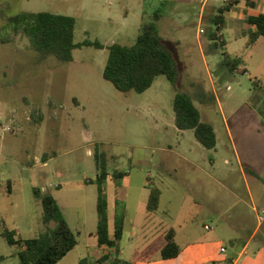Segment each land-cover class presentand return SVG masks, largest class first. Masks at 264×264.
<instances>
[{
  "label": "rangeland",
  "instance_id": "rangeland-1",
  "mask_svg": "<svg viewBox=\"0 0 264 264\" xmlns=\"http://www.w3.org/2000/svg\"><path fill=\"white\" fill-rule=\"evenodd\" d=\"M225 2L0 0V34L10 16L49 11L75 18L74 42L97 40L105 46L77 47L72 60L62 62L30 49L21 35L0 42V264L19 263V246L7 242L5 229L20 239L44 229L34 189L57 199L78 240L57 264H85L88 247H97L95 152L105 154L110 228L116 218L126 221L118 256L128 264L136 246L130 222L147 216L167 228H193V240L216 250L215 258L264 264V37L246 46L245 14L256 9L239 0L224 13L225 46L212 49V18ZM156 11L179 79L172 84L159 75L142 93L119 91L103 78L107 46L132 45ZM224 52L241 58L245 71L222 66ZM177 92L191 94L202 120L214 127V148L201 145L193 130L176 127ZM114 171L126 176L114 179ZM152 189L160 195L149 213L145 206ZM221 246L226 250L219 252ZM159 256L155 251L151 258ZM87 261L92 264L90 256Z\"/></svg>",
  "mask_w": 264,
  "mask_h": 264
},
{
  "label": "trees",
  "instance_id": "trees-1",
  "mask_svg": "<svg viewBox=\"0 0 264 264\" xmlns=\"http://www.w3.org/2000/svg\"><path fill=\"white\" fill-rule=\"evenodd\" d=\"M239 0H229L219 9V14L212 18L215 28L210 32L209 39L212 49L225 46L221 30L224 23L225 11H231ZM250 8L257 6L256 0H245ZM161 18L159 11L151 15L149 21L141 25L140 32L132 45L113 43L107 46L108 57L103 69V78L122 92L130 90L142 93L147 90L156 77L165 75L170 83L175 84L179 79V69L175 56L160 35L158 21ZM248 28L246 46L254 45L260 37H264V12L245 14ZM6 32L0 34V42L7 43L13 36L26 37L29 48L42 55H54L62 62L71 61L73 50L86 45L102 49L104 44L95 40L74 42L75 18L70 15L49 11H24L7 18ZM242 59L232 58L227 52L223 53L222 66H227L231 72L240 68ZM257 83H260L258 81ZM173 109L175 125L180 130L191 129L196 140L205 148L211 149L216 145V134L211 123L202 120L201 112L194 103V98L187 92H177L174 96ZM95 163L98 171L97 181L98 222L94 235L99 245H106L113 249V260L109 264H128L118 256L119 242L124 231V218L115 219L112 233L109 231L107 207L108 202L103 183L108 177L105 168V154L95 152ZM47 154L43 153L45 162ZM124 172L114 171L112 177L120 179ZM35 196L42 204V220L44 229L37 236L27 239L16 238L13 230L5 229L2 234L11 245H18V264H57L78 243L73 231L68 226L57 199L49 192L34 189ZM160 192L152 189L149 194L147 211L157 209ZM54 222V226L51 223ZM180 246L175 240L174 230L169 228L164 236V243L160 251L163 259L173 258L180 253ZM114 253V254H113ZM116 254V255H115ZM105 254L97 260V264H105L112 256ZM131 264V263H129Z\"/></svg>",
  "mask_w": 264,
  "mask_h": 264
},
{
  "label": "crops",
  "instance_id": "crops-1",
  "mask_svg": "<svg viewBox=\"0 0 264 264\" xmlns=\"http://www.w3.org/2000/svg\"><path fill=\"white\" fill-rule=\"evenodd\" d=\"M256 1H257V6L254 8H250V9H256V12L255 13L246 12V13L257 14L259 12H263L264 9H260L258 6L260 5L262 6V4L264 5V0H256ZM46 162L47 161H45V163ZM124 176H126V174ZM145 207L147 211V203ZM130 224L133 226V229L131 230V232L133 233L132 242L136 241V246L133 248V250L131 248L130 251L132 255L131 259L133 264H200V261H204V260L212 262L213 264H227L230 263L231 261H233L232 264H235V260H233L231 257L228 256L223 258H215L213 254L216 252V250L207 251L204 243L199 242L198 240H193L195 237L194 233H196V231L191 227H188L184 230L183 229L176 230L172 226L169 227L174 230L175 240L181 248L178 256L168 259H163L160 256L159 258H151L153 253H155V251H159V255H160V251L164 243V236L169 228H167L162 221H159L153 217H148V216L130 222ZM259 224L261 225L263 224L261 222V219H259ZM205 225L208 226L207 229L205 228ZM203 227L206 230L212 228V226L209 224H204ZM113 229H114V225L111 228L109 225L110 233H112ZM95 242L97 247L93 248V245H90L88 247L87 256L83 258V260H85V264H88L87 257L89 256L91 257L92 264H97V260L100 257H102L105 254L112 255V252L114 251L113 249L109 248L106 245H99L97 243L96 237H95ZM221 247L219 248V252H222ZM74 248L72 250H74ZM95 248H98L97 251H95ZM109 261L111 262V259L107 260L105 264L109 263Z\"/></svg>",
  "mask_w": 264,
  "mask_h": 264
},
{
  "label": "built area",
  "instance_id": "built-area-1",
  "mask_svg": "<svg viewBox=\"0 0 264 264\" xmlns=\"http://www.w3.org/2000/svg\"><path fill=\"white\" fill-rule=\"evenodd\" d=\"M226 1H229V0H226ZM8 130H11V128H8ZM205 228L207 229V228H208V226H207V225H205ZM221 251H225V248H224V247H221Z\"/></svg>",
  "mask_w": 264,
  "mask_h": 264
}]
</instances>
